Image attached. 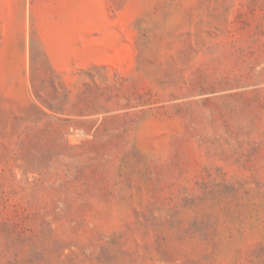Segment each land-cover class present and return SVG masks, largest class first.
I'll list each match as a JSON object with an SVG mask.
<instances>
[{"label":"rangeland","instance_id":"1","mask_svg":"<svg viewBox=\"0 0 264 264\" xmlns=\"http://www.w3.org/2000/svg\"><path fill=\"white\" fill-rule=\"evenodd\" d=\"M0 264H264V0H0Z\"/></svg>","mask_w":264,"mask_h":264}]
</instances>
